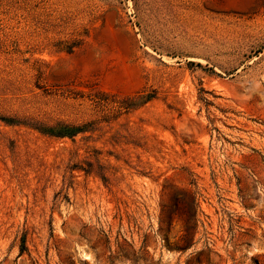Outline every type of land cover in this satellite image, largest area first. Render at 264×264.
Masks as SVG:
<instances>
[{"label":"rangeland","instance_id":"rangeland-1","mask_svg":"<svg viewBox=\"0 0 264 264\" xmlns=\"http://www.w3.org/2000/svg\"><path fill=\"white\" fill-rule=\"evenodd\" d=\"M0 116V264H264V0H0Z\"/></svg>","mask_w":264,"mask_h":264},{"label":"trees","instance_id":"trees-1","mask_svg":"<svg viewBox=\"0 0 264 264\" xmlns=\"http://www.w3.org/2000/svg\"><path fill=\"white\" fill-rule=\"evenodd\" d=\"M148 98V97H145ZM152 98V96H149V99ZM119 107L121 108H127L129 106H126L124 104L120 105ZM0 119L6 123L9 124H17V125H29L32 128L40 131L41 133L44 134H49L52 136L56 137H72L75 136L76 134L83 132L84 127L81 126H76L70 123H66L63 121H57L54 124L50 125L38 120H32L31 122H22L17 117H5V116H0Z\"/></svg>","mask_w":264,"mask_h":264}]
</instances>
